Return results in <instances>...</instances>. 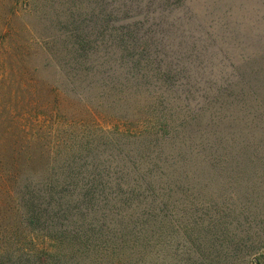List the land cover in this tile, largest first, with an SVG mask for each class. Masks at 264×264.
<instances>
[{
  "label": "rangeland",
  "instance_id": "1",
  "mask_svg": "<svg viewBox=\"0 0 264 264\" xmlns=\"http://www.w3.org/2000/svg\"><path fill=\"white\" fill-rule=\"evenodd\" d=\"M1 182L44 264H264V0H0Z\"/></svg>",
  "mask_w": 264,
  "mask_h": 264
},
{
  "label": "trees",
  "instance_id": "2",
  "mask_svg": "<svg viewBox=\"0 0 264 264\" xmlns=\"http://www.w3.org/2000/svg\"><path fill=\"white\" fill-rule=\"evenodd\" d=\"M10 33L13 34V31H10ZM51 93L55 96L53 101L51 103L55 108L53 111H50L42 105V108L39 109V115L43 118L42 123L47 122L46 119H50L52 117H60L61 112L59 108V105L63 104L61 100L58 97L63 98L61 95L62 92H59L57 90H52ZM57 100V101H56ZM21 101L23 99L21 98ZM64 101V100H63ZM65 102V101H64ZM25 106L29 108V106L33 104H26L23 102ZM47 106V105H46ZM22 107V106H21ZM18 108L17 113L24 119L32 120L33 118L30 116L31 113L27 112L25 108ZM52 110V109H51ZM31 112V110L29 109ZM40 117H38L40 119ZM36 118V117H35ZM169 127V124L167 121H157L154 123L153 129L156 131V133H163L167 131ZM66 134V130L64 135ZM67 138V137H65ZM158 139H162L161 136L157 137ZM9 187L6 186L5 182L0 183V213L4 210V204L7 201V198H9ZM18 194V193H17ZM21 196V200L23 206L17 205L14 201H11L13 206L11 209L9 208V213H14L19 215L20 222L24 224V229L26 233H28L27 229L31 227H37L38 231H41L42 229H49L53 231L54 227L52 224L45 223V221L48 219L50 214L52 213L53 209L60 206L58 203L56 204V200H53L52 197L54 195L53 187L52 188H46V189H32L28 192H19ZM9 202V201H8ZM18 223V221H17ZM43 226L45 228H43ZM21 235L25 236V234L21 233ZM2 238V237H1ZM6 237H4L5 239ZM2 238L0 240V264H44L42 261L43 258L38 256V250L39 247H33L29 250H22L14 248L10 243L8 238L4 241ZM29 241H32L29 239ZM33 251V252H32ZM40 254V253H39Z\"/></svg>",
  "mask_w": 264,
  "mask_h": 264
}]
</instances>
